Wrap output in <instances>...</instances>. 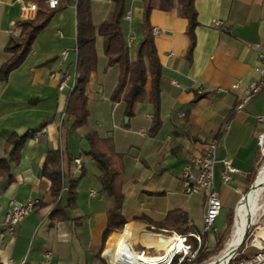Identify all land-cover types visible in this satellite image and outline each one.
<instances>
[{
  "label": "crops",
  "instance_id": "crops-1",
  "mask_svg": "<svg viewBox=\"0 0 264 264\" xmlns=\"http://www.w3.org/2000/svg\"><path fill=\"white\" fill-rule=\"evenodd\" d=\"M59 1L67 6L56 12L37 35L24 61L0 80V158L8 157L5 140L10 133L22 134L43 126L34 138L25 142L19 162L12 165L11 176H0V264H109L108 245L118 239H123L132 253L165 250V241L176 232L171 224L166 228L158 224L169 212L178 211L186 223L190 221L191 232L202 225L204 198L184 196L178 175L187 160L201 156L213 138L219 139L214 188L222 208L230 212L236 209L248 187V177L257 170L260 161L257 137L264 133V86L240 112L233 110L240 91H231L230 86L237 80L244 85L254 78L256 55L250 45L264 40V0H195L197 25L189 57L186 20L176 1L173 0V8L168 12L151 11L149 23L151 31L158 30L152 36L161 64V126L154 136H148L152 106L147 98L133 106V115L124 122L127 129L116 125L123 134L113 141L115 151L122 157L121 214L125 224L103 242L101 233L111 198L100 192L95 162L85 155L88 146L82 141L91 131L100 138L111 137L88 124L71 130V119L64 117L61 121L69 90L59 91L58 81L67 75L68 85L71 71L74 80L75 0ZM29 4L33 3L0 0V68L11 57L5 46L11 36L19 34L17 23L26 19ZM90 4L94 25L108 20L110 0H90ZM141 18L142 0H127L121 28L126 44L132 38L131 53L141 40ZM212 19L220 20L221 26L215 27ZM95 49L97 67L86 88L88 105L95 95L108 100L119 75L116 65H107L100 36L96 37ZM64 50L67 56L63 61L60 53ZM111 107L117 110L118 118H126L122 102L111 103ZM223 123L227 129L222 133ZM54 148L64 157L80 158L84 175L86 172L77 188L75 208L66 210L67 219L63 221L49 218L50 182L41 175L45 156ZM132 149L137 151L135 157L129 155ZM223 158L237 169L226 184L220 175ZM86 162L90 166L88 171ZM70 173L79 174L73 164ZM29 198L38 200L35 210L19 223L13 235H2L3 216L9 205H22ZM214 234L213 231L205 235V245L212 244L210 238ZM106 240L108 245L104 249ZM252 240L264 247V211L255 223ZM255 250L247 244L240 254L248 258Z\"/></svg>",
  "mask_w": 264,
  "mask_h": 264
},
{
  "label": "trees",
  "instance_id": "trees-1",
  "mask_svg": "<svg viewBox=\"0 0 264 264\" xmlns=\"http://www.w3.org/2000/svg\"><path fill=\"white\" fill-rule=\"evenodd\" d=\"M36 5L37 10L32 19H24L17 23L19 34L11 36L5 52L11 55L10 59L0 68V80L6 78L7 74L18 67L30 53L33 42L37 35L48 25L52 16L65 8L67 3L59 1L54 9H50L45 0H22ZM112 9L108 20L94 25L91 19L90 0H75V62L74 80L71 90L67 95L63 112L65 118L71 119L69 128L78 130L87 126L89 118L88 99L86 88L90 76L97 67V54L95 40L97 36L103 39V54L107 59V65H116L119 70L117 84L112 90L109 100L112 103L122 102L124 104V114L126 117L133 115V106L143 102L146 98L152 106L150 127L148 136H154L160 129L161 120L159 116L160 89L159 80L161 77V64L157 55L149 17L152 10L168 12L173 8V0H142V18L139 23L141 40L131 53L127 46L121 21L126 14L127 0H110ZM180 9L182 17L186 20V35L189 39L187 57L190 56L194 43V28L197 25V14L194 6L195 0H175ZM148 86V89H147ZM43 126L28 129L22 134L15 132L5 140V150L8 157L0 158V176H11L12 165H16L20 160V152L29 139L41 130ZM83 139L87 143L85 155L95 162L98 171V182L100 192L105 193L111 202L107 208V221L101 233V242L111 233L118 232L125 224L121 214L123 194L121 192L122 178V157L115 151L111 138H100L96 132H87ZM61 151L54 148L48 151L41 167V175L50 182L49 203L52 208L49 213L51 221H63L67 219L66 210L75 208L76 188L79 181L84 176L81 166L78 176L70 173L73 164L71 156H60ZM256 171L248 177V187L251 186ZM65 188V192L63 191ZM64 192V197L62 194ZM174 214V215H173ZM173 216V217H172ZM138 219V218H137ZM142 219V218H140ZM231 216L228 215L227 224H230ZM186 218L178 211L169 212L160 228L171 227L177 234H186L189 228L185 226ZM109 238H107L108 240ZM105 241V244L107 242ZM192 249L195 243L189 238ZM105 247V245H104ZM104 255V249H103ZM207 257L199 249L193 264H199ZM243 258L238 255L237 259ZM171 264H177L174 258ZM178 264H188L182 261Z\"/></svg>",
  "mask_w": 264,
  "mask_h": 264
},
{
  "label": "built area",
  "instance_id": "built-area-1",
  "mask_svg": "<svg viewBox=\"0 0 264 264\" xmlns=\"http://www.w3.org/2000/svg\"><path fill=\"white\" fill-rule=\"evenodd\" d=\"M58 2L59 0H45V3L50 9H54L58 5ZM36 10L37 7L35 4H29V6L25 10L26 19H32L35 16ZM125 18L128 19V16H126ZM211 23L215 27H219L222 24L220 20L216 19H212ZM151 34L153 36L157 35L158 30L152 29ZM131 39L132 38H130V41ZM130 41L127 43L128 47L130 45ZM250 47L256 55V64L252 67L254 78L244 85H242V82L240 80H237L231 84V91H240V94L236 98L233 109L235 112L243 111L247 103L252 100L264 86V40L261 43L252 44L250 45ZM66 56V50L60 53V57L63 61L66 59ZM67 78V75H62L59 78V91H62L67 87ZM71 88L72 86L69 88V91L71 90ZM182 115L183 114H180V116ZM64 117L65 115L62 111L60 115L61 121ZM259 120H261V118H259ZM226 129L227 124L223 123L221 125L220 131L223 133ZM218 146V138L209 140L204 148L202 155L199 157L188 159L178 175L181 193L184 196L190 197L193 195H202L204 198V211L200 229L195 232L189 231L186 234L172 233L170 235L169 242L166 246V251L164 252V254L157 257H147L148 259H163L170 248L174 246L176 242H180L181 248L174 249L170 255L169 260L165 264H171L174 258L177 259V264L182 261H186L188 264H193L199 249L203 245V237L210 231H215L213 225L222 209L221 201L214 188V169L215 164L218 161L216 158ZM257 146L260 156H264V133L258 135ZM60 156L62 157V155ZM221 163L223 168L220 172V175L222 178V182L226 184L230 181L231 175L237 173V169L231 165L230 160L227 158H223L221 160ZM73 167L75 168V171H80V158H73ZM93 194L94 193H92V195ZM242 197L240 198V200L242 199ZM37 204L38 200L32 198H29L22 205H15L11 203L3 216L2 235H4L5 233L10 236L13 235L19 223L35 210ZM192 226V223L190 221H187L186 227L191 229ZM189 238H191L196 245L194 249H192V244L191 242H189ZM249 245L254 247L256 250L248 258H241L236 260L239 253L235 250L226 260L225 264H264V247L257 245L254 240H251L249 242ZM106 260L109 264H112L109 261L108 257H106Z\"/></svg>",
  "mask_w": 264,
  "mask_h": 264
},
{
  "label": "rangeland",
  "instance_id": "rangeland-1",
  "mask_svg": "<svg viewBox=\"0 0 264 264\" xmlns=\"http://www.w3.org/2000/svg\"><path fill=\"white\" fill-rule=\"evenodd\" d=\"M72 80H73V73L71 71L70 72V81L66 87L67 90H69V88L72 86ZM95 97L96 98L93 101H91V103H89V105H88V110L90 113V116L88 118L89 127L96 128L102 134H105L106 132H108L107 135L111 136L112 141H113V139H115L119 136L122 137L123 134L121 132H119V130L116 129L115 127H116V125H118L123 129H127L126 126L124 125V122H125L124 118L125 117H123V119L118 118L117 110H115L114 108L112 109V107H111L112 102L109 100V98H108V100H102L99 97V95H95ZM71 138L69 136L68 142H70ZM73 142L78 144L77 139H73ZM113 143H114V141H113ZM89 167H90L89 162H86V164H85L86 171H88ZM263 169H264V156H260V161H259V164L257 166V170H256V174L254 176V179H255V177H257L258 173L261 172ZM85 175H86V172H85ZM85 175L83 176L82 179L85 178ZM254 179H253L252 183L254 182ZM81 180L79 181L77 188L79 187ZM77 188H76V191L78 190ZM249 188L246 189L245 193L242 196H244L249 191ZM257 201H258L257 205L260 207H259V210L257 211V213L253 217V222L247 226L248 229H246L247 230L246 238L242 244H240L241 242L239 243L240 246H238L237 249L235 248L236 251L239 253V255H241L240 254L241 250H243L245 248V246L247 244H249V242L253 239V235H254V231H255V223L258 220V218L260 217V215L262 214V212L264 211V191H262L259 194ZM228 215L231 216L230 224H227ZM234 219H235V208L231 212L229 211L228 208H222L221 209L220 214L217 217V219L215 220L214 225H213V228L215 229V231H214L215 234L212 235V238H210L212 244H210V245L206 244L205 245V242L207 243V240L205 239L206 236L203 238L204 243L202 245V252H204V254H207V257L203 261H201L199 264L210 263L212 260L218 258L221 255V253L225 250L226 243L230 240V238L232 236ZM210 232L213 233V231H210ZM242 237H241V239H242ZM118 240H120V239H118ZM107 245L108 244L106 243L104 249L106 248ZM110 245H108V247ZM164 252H165V250L151 251L149 253H144V252L141 253V252L137 251L138 254L146 256V257H157L159 255H163ZM108 259L111 262V259L109 257H108Z\"/></svg>",
  "mask_w": 264,
  "mask_h": 264
},
{
  "label": "bare ground",
  "instance_id": "bare-ground-1",
  "mask_svg": "<svg viewBox=\"0 0 264 264\" xmlns=\"http://www.w3.org/2000/svg\"><path fill=\"white\" fill-rule=\"evenodd\" d=\"M262 191H264V169L258 173L254 180L253 187L241 199L235 209L232 236L226 243L225 250L218 258L212 260L208 264H225L229 256L237 249L247 226L253 222V217L259 210L260 206L257 205V200ZM168 242L169 240L165 241L166 244H168ZM109 245L110 246L107 248L106 254L111 259L113 264H165L169 260L172 251L176 248H181V243L176 242L163 259L157 260L148 259L146 256L134 252L132 253L129 250V246L127 247V244L123 241V239L118 240L116 243H109Z\"/></svg>",
  "mask_w": 264,
  "mask_h": 264
},
{
  "label": "water",
  "instance_id": "water-1",
  "mask_svg": "<svg viewBox=\"0 0 264 264\" xmlns=\"http://www.w3.org/2000/svg\"><path fill=\"white\" fill-rule=\"evenodd\" d=\"M126 120H127V117L125 118V123H126ZM109 137H111V136L109 135ZM82 142L85 143V140H83ZM136 153H137V151L134 150V149H132V150L130 151L129 155L135 157ZM255 178H256V177H255ZM254 180H255V179H254ZM253 184H254V182L251 184L249 190L253 187ZM247 193H248V192H247ZM247 193H246V194H247ZM249 222H250V220H249ZM247 229H248V228H247ZM246 232H247V230H246L245 233L243 234V237H242V240H241V243H240V244H242L243 241L245 240V238H246ZM239 246H240V245H239Z\"/></svg>",
  "mask_w": 264,
  "mask_h": 264
}]
</instances>
